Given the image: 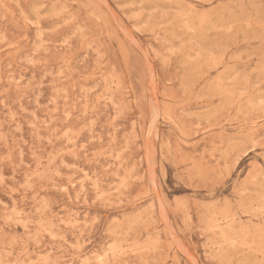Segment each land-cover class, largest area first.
<instances>
[{"label":"rangeland","instance_id":"1","mask_svg":"<svg viewBox=\"0 0 264 264\" xmlns=\"http://www.w3.org/2000/svg\"><path fill=\"white\" fill-rule=\"evenodd\" d=\"M0 264H264V0H0Z\"/></svg>","mask_w":264,"mask_h":264}]
</instances>
